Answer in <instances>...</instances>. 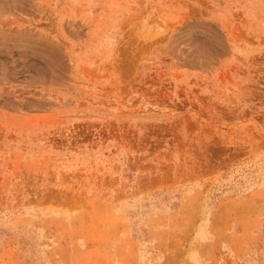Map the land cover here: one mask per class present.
<instances>
[{
  "label": "rangeland",
  "instance_id": "obj_1",
  "mask_svg": "<svg viewBox=\"0 0 264 264\" xmlns=\"http://www.w3.org/2000/svg\"><path fill=\"white\" fill-rule=\"evenodd\" d=\"M0 264H264V0H0Z\"/></svg>",
  "mask_w": 264,
  "mask_h": 264
}]
</instances>
